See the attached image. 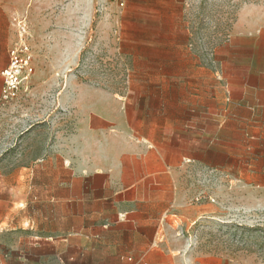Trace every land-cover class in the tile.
Segmentation results:
<instances>
[{
    "label": "rangeland",
    "instance_id": "rangeland-1",
    "mask_svg": "<svg viewBox=\"0 0 264 264\" xmlns=\"http://www.w3.org/2000/svg\"><path fill=\"white\" fill-rule=\"evenodd\" d=\"M0 1L18 17L17 41L28 43L34 65L19 97L0 106L5 171L13 162L26 165L44 136L70 134L80 83L130 97L149 121L178 110L177 132L163 128L164 152L175 155L170 138L178 137L180 187L190 202L209 206L190 227L193 247L264 264V131L257 130L264 117L221 113L217 101L211 116L204 115L198 97L204 87L215 89L222 62L264 68V0H186L173 36L170 26L146 14L123 15L109 6L92 14L89 0ZM193 116L194 134L182 124ZM192 136L194 149L187 146Z\"/></svg>",
    "mask_w": 264,
    "mask_h": 264
},
{
    "label": "crops",
    "instance_id": "crops-1",
    "mask_svg": "<svg viewBox=\"0 0 264 264\" xmlns=\"http://www.w3.org/2000/svg\"><path fill=\"white\" fill-rule=\"evenodd\" d=\"M185 2L126 0L119 8L89 0V10L109 6L123 15L146 14L170 26L173 36ZM17 22L0 1V98ZM220 70L215 89L204 87L198 96L205 107L199 111L211 116L217 101L221 113L264 117V68L222 62ZM80 84L71 100L70 134L59 132L54 141L44 136L37 155L29 150L26 165L13 162L11 172L0 164V264H241L193 247L190 227L209 206L190 202L180 187L179 138H170L175 155L162 143L163 128L178 130L180 112L149 121L130 97ZM194 116L182 122L192 134ZM187 146L194 149V136Z\"/></svg>",
    "mask_w": 264,
    "mask_h": 264
},
{
    "label": "built area",
    "instance_id": "built-area-1",
    "mask_svg": "<svg viewBox=\"0 0 264 264\" xmlns=\"http://www.w3.org/2000/svg\"><path fill=\"white\" fill-rule=\"evenodd\" d=\"M119 8L126 5V0H109ZM34 73L33 55L28 43L24 40L16 41L10 49V62L2 72L3 90L0 106L16 100L22 90L23 83Z\"/></svg>",
    "mask_w": 264,
    "mask_h": 264
}]
</instances>
